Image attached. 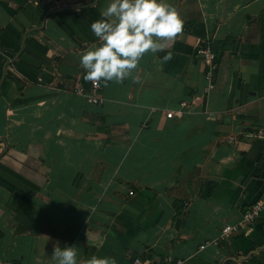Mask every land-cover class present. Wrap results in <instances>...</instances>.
Here are the masks:
<instances>
[{"label": "crops", "instance_id": "0c3cea01", "mask_svg": "<svg viewBox=\"0 0 264 264\" xmlns=\"http://www.w3.org/2000/svg\"><path fill=\"white\" fill-rule=\"evenodd\" d=\"M169 2L181 31L93 105L79 57L108 0H0L6 61L24 38L0 94V264H56L57 242L80 262L264 264V209L205 245L264 199V0Z\"/></svg>", "mask_w": 264, "mask_h": 264}, {"label": "clouds", "instance_id": "9594fccd", "mask_svg": "<svg viewBox=\"0 0 264 264\" xmlns=\"http://www.w3.org/2000/svg\"><path fill=\"white\" fill-rule=\"evenodd\" d=\"M183 20L169 0H108L100 18L90 24L99 43L85 49L79 62L85 78L98 83L122 81L147 52L158 53L165 41L181 31ZM168 51L161 59L170 60ZM52 257L56 264H118L115 257L92 255L82 262L75 245L57 242Z\"/></svg>", "mask_w": 264, "mask_h": 264}, {"label": "built area", "instance_id": "2783aa9c", "mask_svg": "<svg viewBox=\"0 0 264 264\" xmlns=\"http://www.w3.org/2000/svg\"><path fill=\"white\" fill-rule=\"evenodd\" d=\"M2 56V51H0ZM196 56L200 60L205 70L206 78L211 81L214 71L216 69L217 55L207 42H200L196 46ZM102 86L101 83L89 81L88 84L79 83L75 87V93L81 95L86 101L93 105H100L103 99L100 96ZM181 105H185L182 103ZM171 113L167 114L168 118H171ZM261 132H259V135ZM264 209V199H258L252 205H250L241 216V220L235 225H225L221 228L219 236L215 240H211L205 243V245H211L228 240L233 235L239 234L253 223L261 214ZM203 247V246H201ZM135 264H140L139 260H134ZM165 264H183L181 260L166 259Z\"/></svg>", "mask_w": 264, "mask_h": 264}, {"label": "water", "instance_id": "95a60500", "mask_svg": "<svg viewBox=\"0 0 264 264\" xmlns=\"http://www.w3.org/2000/svg\"><path fill=\"white\" fill-rule=\"evenodd\" d=\"M74 8H76V7H74ZM74 8L71 7V8L54 9V10H49V11H47V12L44 14V16H43V20H42V25H41V27L44 25L45 19H46V17H47L49 14H51V13H53V12H56V11H59V10H64V11H66V10H71V9H74ZM78 8H79V7H78ZM38 28H40V27L32 28L30 31L37 30ZM26 34H27V33H26ZM23 49H24V38H23V41H22V43H21V47H20L19 52L14 56V58H13L12 60H10V61H6V62L4 63V65H3V68H2V74H1V76H0V94H1V87H2V85H3V83H4V80H5V77H6V67L8 66L9 63H12V62H14V61H16V60L18 59V57H19V56L21 55V53L23 52ZM0 142H3V140L0 139Z\"/></svg>", "mask_w": 264, "mask_h": 264}, {"label": "trees", "instance_id": "16d2710c", "mask_svg": "<svg viewBox=\"0 0 264 264\" xmlns=\"http://www.w3.org/2000/svg\"><path fill=\"white\" fill-rule=\"evenodd\" d=\"M0 51L4 52V51H7V50L0 44ZM5 62H6V59H4L3 56H0V76L2 74V68H3V65H4ZM6 85H7V83L4 82L3 85H2V88H5Z\"/></svg>", "mask_w": 264, "mask_h": 264}]
</instances>
